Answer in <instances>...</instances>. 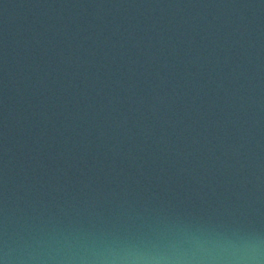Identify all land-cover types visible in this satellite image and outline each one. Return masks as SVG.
Instances as JSON below:
<instances>
[{
	"label": "water",
	"instance_id": "1",
	"mask_svg": "<svg viewBox=\"0 0 264 264\" xmlns=\"http://www.w3.org/2000/svg\"><path fill=\"white\" fill-rule=\"evenodd\" d=\"M0 264H264V0H0Z\"/></svg>",
	"mask_w": 264,
	"mask_h": 264
}]
</instances>
